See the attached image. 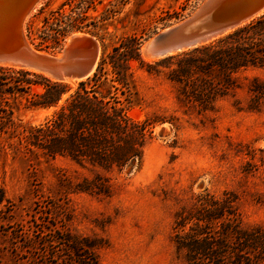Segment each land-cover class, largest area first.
<instances>
[{"label":"rangeland","instance_id":"rangeland-1","mask_svg":"<svg viewBox=\"0 0 264 264\" xmlns=\"http://www.w3.org/2000/svg\"><path fill=\"white\" fill-rule=\"evenodd\" d=\"M201 1L39 0L25 22V31L34 45L55 25L54 18L68 23L85 16V23L95 26L89 30L104 38L100 57L120 38L136 35L141 37V59L152 62L159 58L146 60L143 43L189 16ZM130 66L133 75L128 89L110 81L107 68V77L97 82L89 81L91 75L74 85L66 84L68 92L61 102L84 82L87 90L116 99L133 121L162 119L153 124L140 165L110 175L107 197L74 194L66 185L82 177L90 179V173L79 170L76 175V168L64 159L28 157L0 140V187L13 205L12 222L25 224L31 216L37 219L44 210L40 207L47 205L50 210L44 222L54 225L58 233L100 239L103 247L97 251L98 264H186L172 242L174 214L204 191L217 196L233 193L240 226L264 230V98L257 99L255 109L249 111L253 97L246 90L247 81L242 80L241 89L217 101L213 110L197 114L179 101L175 84L163 76L147 75L136 63ZM246 76L264 82V71ZM31 91L39 93L42 88ZM53 111L21 110L17 119L23 127L36 126ZM11 238L9 226L0 229V264L19 263Z\"/></svg>","mask_w":264,"mask_h":264},{"label":"trees","instance_id":"trees-1","mask_svg":"<svg viewBox=\"0 0 264 264\" xmlns=\"http://www.w3.org/2000/svg\"><path fill=\"white\" fill-rule=\"evenodd\" d=\"M86 20L80 16L65 23L54 18L55 25L49 26L34 46L53 51L68 34L82 32L95 37L103 50L104 38L89 30L95 26ZM140 44L141 37L129 35L108 52L102 51L89 81L106 78L109 68L110 81L128 89L133 75L130 63H136L147 75L163 76L175 84L179 101L197 114L213 110L217 101L241 89L242 80L247 81L246 90L253 97L249 111L255 109L257 99L264 98V82L246 76L264 71V13L207 44L152 62L141 59ZM65 85L0 66V140L28 157L64 159L76 168V175L79 170L87 171L91 178L82 177L66 185L68 191L107 197L110 175L138 167L152 139L153 124L164 121H133L116 99L92 88L87 90L84 82L61 102L68 92ZM36 86L42 91L32 93ZM49 108L54 111L39 125L23 127L17 119L21 110ZM236 203L237 197L231 192L217 196L204 191L192 196L189 204L174 214L175 253L186 264H264V230L242 228ZM40 208L44 210L37 219L31 216L25 224L13 223V205L0 187V229H11L18 264H98L97 251L103 247L100 239L60 231L59 235L54 225L49 227L44 222L50 207Z\"/></svg>","mask_w":264,"mask_h":264},{"label":"water","instance_id":"water-1","mask_svg":"<svg viewBox=\"0 0 264 264\" xmlns=\"http://www.w3.org/2000/svg\"><path fill=\"white\" fill-rule=\"evenodd\" d=\"M38 2L0 0V66L28 71L59 83L91 77L101 52L95 37L71 33L56 51L37 49L30 42L25 22ZM262 9L264 0H202L189 16L150 36L141 50L159 59L187 51L249 23Z\"/></svg>","mask_w":264,"mask_h":264},{"label":"bare ground","instance_id":"bare-ground-1","mask_svg":"<svg viewBox=\"0 0 264 264\" xmlns=\"http://www.w3.org/2000/svg\"><path fill=\"white\" fill-rule=\"evenodd\" d=\"M264 11V9H262L257 15H259L260 13H262ZM256 15V16H257ZM255 16V17H256ZM141 52H142V55H143V57L147 60V59H150V58H153V57H150V56H148L146 53H144L142 50H141ZM92 75V74H91ZM83 80V79H82ZM82 80H74V79H68V80H65L63 83H65V84H70V85H74V84H76L77 82H79V81H82Z\"/></svg>","mask_w":264,"mask_h":264}]
</instances>
